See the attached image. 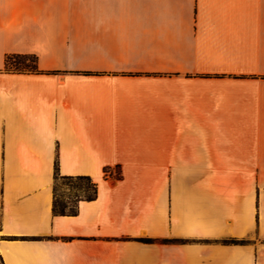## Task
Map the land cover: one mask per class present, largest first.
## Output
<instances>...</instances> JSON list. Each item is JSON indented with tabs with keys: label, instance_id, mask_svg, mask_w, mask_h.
<instances>
[{
	"label": "crops",
	"instance_id": "crops-1",
	"mask_svg": "<svg viewBox=\"0 0 264 264\" xmlns=\"http://www.w3.org/2000/svg\"><path fill=\"white\" fill-rule=\"evenodd\" d=\"M0 262L264 264V0H0Z\"/></svg>",
	"mask_w": 264,
	"mask_h": 264
},
{
	"label": "trees",
	"instance_id": "trees-1",
	"mask_svg": "<svg viewBox=\"0 0 264 264\" xmlns=\"http://www.w3.org/2000/svg\"><path fill=\"white\" fill-rule=\"evenodd\" d=\"M4 72L8 74H42L37 67V58L32 55H8L4 60ZM56 74V73H47ZM104 175L107 176L110 170H104ZM117 177L119 178V171L117 170ZM58 180L68 181V182H79L86 183L87 187L83 189V196H75V201L73 203L60 204L57 200L54 190L53 199V213L58 216L75 215L77 213L78 203L81 201H93L97 197V185L92 182L89 177L78 176V177H61L58 175L57 169L54 171V187ZM144 243L150 242V240H141ZM228 244H238L242 242L238 241H226ZM1 263V262H0Z\"/></svg>",
	"mask_w": 264,
	"mask_h": 264
},
{
	"label": "rangeland",
	"instance_id": "rangeland-1",
	"mask_svg": "<svg viewBox=\"0 0 264 264\" xmlns=\"http://www.w3.org/2000/svg\"><path fill=\"white\" fill-rule=\"evenodd\" d=\"M87 187L86 183L68 182L58 180L55 184L54 190L57 200L60 204L73 203L75 196H83L82 191Z\"/></svg>",
	"mask_w": 264,
	"mask_h": 264
}]
</instances>
